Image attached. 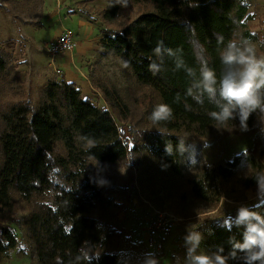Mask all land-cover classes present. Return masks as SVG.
Instances as JSON below:
<instances>
[{
    "label": "trees",
    "instance_id": "16d2710c",
    "mask_svg": "<svg viewBox=\"0 0 264 264\" xmlns=\"http://www.w3.org/2000/svg\"><path fill=\"white\" fill-rule=\"evenodd\" d=\"M134 1L148 3L152 10L108 37L105 53L128 62L136 83L154 91L160 104L171 107L173 116L154 123L149 116L155 106H150L146 118L155 131L145 132L144 145L131 151L144 150L163 162L173 179L186 184L188 197L206 205H217L233 185L243 191L257 190L253 176L264 171L260 137L264 116L253 113L246 131L238 118L226 128H217L206 115L211 106L198 105L186 96L189 78L176 69L172 58H164L159 73L148 70L149 60L155 59L152 50L163 41L167 48L181 49L189 67H197V45H203L210 66L218 73L217 36L227 41L239 33L256 42L264 40L249 26L254 15L248 0ZM118 12V5L111 4L104 19L113 22ZM258 53L264 55V47ZM7 56L0 54V94L5 96L0 103V254L19 244L15 228L4 224V217L15 212L19 201L30 206L43 198L47 201L33 206L24 219L35 264H131L137 248L125 251L115 229L98 218L114 214L117 205L105 196L93 175L94 164L101 169L127 160L125 134L108 110L84 98L65 79L46 82L34 104ZM100 90L117 117L128 112L115 87L101 84ZM231 135H253L252 147L231 161L207 164L202 156L205 141ZM248 208L264 217V200ZM225 219L229 218L202 226L207 238L200 246L214 252L223 248L227 256L233 241L243 242L244 228L233 226L229 231L223 227ZM228 264L241 262L229 259Z\"/></svg>",
    "mask_w": 264,
    "mask_h": 264
},
{
    "label": "rangeland",
    "instance_id": "374dc122",
    "mask_svg": "<svg viewBox=\"0 0 264 264\" xmlns=\"http://www.w3.org/2000/svg\"><path fill=\"white\" fill-rule=\"evenodd\" d=\"M261 1L251 0L252 7L260 14L264 11ZM111 4H116L119 8L118 16L113 22L104 19V13ZM151 10L150 4L134 0H0V54L8 55V60L16 68L32 102L36 104L44 80L33 79L35 73H32L31 67H19V61L30 56L29 52L23 56L21 50H18L24 43L21 33L27 31V34L31 33L35 38L32 47L37 50L43 66H48V63L58 65L56 62L59 56L55 61L50 60L45 49L47 43L67 30L75 35L76 42L80 41L79 53L88 76L84 77L87 80L80 76L87 85L85 92H82L84 98L87 97L96 106L108 110L128 141L129 156L126 161L105 164L101 169L96 168V164L93 166V175L98 185L103 188L105 196L112 199L118 207L115 206L114 214L103 213L98 218L104 225L115 229L125 251H131V246L137 248L136 257L130 259L131 264H150L151 259L157 260L159 264H183L187 251L184 238L189 231L199 232L203 243L207 235L201 229L206 222L234 218L240 206L250 207L264 199L260 198L258 189L243 191L240 186L233 185L215 206L192 200L187 195L186 184L173 179L163 162L144 150L131 151L134 146L141 148L144 145L145 132L155 131L146 118V111L150 106L160 104V99L154 91L136 83L132 70L125 66L123 59L112 53H105V45L108 37ZM23 63L27 61L21 64ZM52 69V73L56 75L57 68ZM101 84L115 87L127 105L128 112L121 118L108 105L100 90ZM4 98L0 94V103ZM260 137L264 147V127ZM253 138V135H231L207 139L202 156L207 164L231 161L236 155L252 147ZM246 173L244 170V174ZM46 201L37 198L30 206L19 201L15 212L4 217L3 223L15 228L19 244L15 250L0 254V264H35L28 251L24 219L33 206ZM153 210L167 212L177 220L172 235L160 253L147 251L144 241V221ZM197 252L209 256L216 253L201 246Z\"/></svg>",
    "mask_w": 264,
    "mask_h": 264
},
{
    "label": "clouds",
    "instance_id": "9594fccd",
    "mask_svg": "<svg viewBox=\"0 0 264 264\" xmlns=\"http://www.w3.org/2000/svg\"><path fill=\"white\" fill-rule=\"evenodd\" d=\"M259 47H264V40L256 42L239 33L227 41L217 36V73L210 66L203 45H197V67H189L183 60L181 49L167 48L163 41H158L152 50L155 59L149 60L148 70L155 75L162 71L164 58H172L176 69L184 70L189 78L186 96L198 105L211 106L206 115L215 127L226 128L230 121L238 118L241 130L246 131L247 121L253 113L264 116V55L258 53ZM124 63L125 66L129 64ZM172 116L171 107L161 103L155 106L149 119L160 123L169 121ZM191 153H194V146ZM253 178L260 198L264 199V171H257ZM233 226L244 228L243 242L233 241L227 256L223 255V248L211 256L198 254L201 234L189 231L184 238L187 251L183 264H228L229 259H239L241 264H264V217L240 206L234 218L224 220L223 227L227 230ZM238 253L242 256L238 257ZM150 264L159 262L151 259Z\"/></svg>",
    "mask_w": 264,
    "mask_h": 264
},
{
    "label": "crops",
    "instance_id": "0c3cea01",
    "mask_svg": "<svg viewBox=\"0 0 264 264\" xmlns=\"http://www.w3.org/2000/svg\"><path fill=\"white\" fill-rule=\"evenodd\" d=\"M261 2L264 6V0H262ZM249 5H250L249 12L254 15V20L250 22L249 26L253 32L264 37V11L262 12V14H260L258 10L255 11V9L251 5V0ZM27 33H28L27 31L21 33L20 37L24 43L22 44L21 48H19L18 50H21L20 52L23 56H25V54L29 52V55L31 57L29 56V58L24 59L23 61H19L20 64L19 67L22 68L23 66L26 65L31 67L32 73L33 72L35 73L33 75V79L42 78L44 80L42 83L43 85H45V83L50 80L65 79L67 82L75 84L76 87L79 88L80 90L82 89L81 92H85L84 89H87V85L84 80L87 79H85L84 77H88V76H87V71L84 69L85 65L82 63L83 58L79 53L80 41L77 42V47L74 52L68 54L66 53L65 55L62 54L63 56H59V58L57 59L58 61L56 60L57 61L56 63H58V65L54 64L55 66H53L51 63H48V66H43L37 56L36 53L37 50H35L32 47L34 45L35 38L31 35V33L30 34ZM59 35L60 34H58L56 37H58ZM86 51L87 49L84 52ZM25 61H27V63L21 64L22 62ZM51 66L52 68L53 67L57 68L55 71L56 75L52 73L54 72V70L51 68ZM25 71L26 70H24V73ZM80 76L83 77L84 80H82ZM30 78L32 79V75ZM82 95L84 97L83 93Z\"/></svg>",
    "mask_w": 264,
    "mask_h": 264
},
{
    "label": "built area",
    "instance_id": "2783aa9c",
    "mask_svg": "<svg viewBox=\"0 0 264 264\" xmlns=\"http://www.w3.org/2000/svg\"><path fill=\"white\" fill-rule=\"evenodd\" d=\"M77 47L75 35L64 31L56 39L45 45L51 61L62 55L74 52ZM177 220L169 213L153 210L144 221L145 247L151 253H160L172 235Z\"/></svg>",
    "mask_w": 264,
    "mask_h": 264
}]
</instances>
